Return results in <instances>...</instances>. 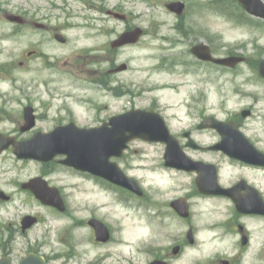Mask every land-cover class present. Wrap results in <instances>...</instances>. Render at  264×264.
I'll return each instance as SVG.
<instances>
[{
  "label": "rangeland",
  "instance_id": "rangeland-1",
  "mask_svg": "<svg viewBox=\"0 0 264 264\" xmlns=\"http://www.w3.org/2000/svg\"><path fill=\"white\" fill-rule=\"evenodd\" d=\"M175 1L186 4L182 16L167 8ZM22 12L31 24L23 21L19 27V21L8 19L16 15L22 21ZM110 12L116 19L108 16ZM33 24H44L47 29ZM139 27L147 33L138 45L120 50L111 47L112 41ZM57 33L66 37L65 44L55 40ZM201 43L209 44L217 57L244 55L249 64L222 68L201 62L191 52ZM30 52L34 56L28 57ZM262 61L264 19L248 14L236 0H0V133H12L20 142L33 135L20 131L27 105L36 107L41 131L50 128L52 119L72 118L86 126L128 108L154 107L162 109L178 131L211 115L239 119L247 135L264 149ZM122 65L129 70L109 73L113 66ZM247 109L253 115L244 119L241 114ZM191 113L197 118L194 122ZM199 140L218 141L213 133ZM162 152L160 146L137 141L122 162L129 175L144 179L148 194L153 195L152 207L138 206L137 210L127 206L128 202L138 205L129 194L110 191L114 199L105 197L96 193L95 185L59 169L49 179L63 188L66 216L43 206L21 188L41 175V163L20 161L12 148L1 152L0 191L12 199L6 203L0 198V256L11 252L14 259H20L36 250L49 255L53 264H76V244L85 242L86 235L91 237L80 233L77 222L92 216L112 225L121 243L148 237L151 225L142 215L153 220V207L172 200L171 187L181 190L183 184L187 187L177 196L192 195L194 220L210 230L206 252L224 251L215 260L233 254L228 248L236 245L238 233L224 236L215 224L236 218L234 205L197 197L189 187L192 178L172 176L160 168ZM241 174L236 168L224 167L223 175L230 182ZM250 175L264 189V172ZM119 199L123 206L116 204ZM26 215L40 221L24 235L20 224ZM235 222L247 227L255 251L264 257V218L239 217ZM88 249L91 258L103 254L91 246ZM125 251L123 246H113L110 259Z\"/></svg>",
  "mask_w": 264,
  "mask_h": 264
},
{
  "label": "flooded vegetation",
  "instance_id": "flooded-vegetation-1",
  "mask_svg": "<svg viewBox=\"0 0 264 264\" xmlns=\"http://www.w3.org/2000/svg\"><path fill=\"white\" fill-rule=\"evenodd\" d=\"M21 14L25 19L22 20L23 24V21H27V23L30 24L32 23L30 22V20L26 19L27 15L25 13L22 12ZM108 16L113 18L114 14L110 12L108 13ZM20 26H22V24H20ZM45 28L47 29V27ZM146 32L147 31H145V33ZM157 110L165 114L162 109L157 108ZM112 116H114V114L107 117L106 119H101L100 117L99 120L88 127H100ZM235 120L237 122V127L246 134L241 120ZM50 122L53 123L54 127H57L67 125L70 122H74V119L70 118L69 120H66L64 118H58L52 119ZM168 128L171 133H173L179 140L182 149L191 159L197 162H202L206 165H213L215 167V171H207L206 175L208 178H212V173L216 172L217 183L222 188L227 190L237 188L235 191V195H238L246 202L255 201L257 199L264 201V189L258 186L253 181L250 175L252 172H264V149L259 146L258 141L253 140L252 137H249L246 134L251 142L255 145V147L263 154L260 155L258 159L261 164H249L241 160L231 158L221 150H217L216 147H218L220 143V136L217 133L215 134L218 141L208 144L201 142L199 138L204 136V134L210 133V131H200L199 125L194 124L188 126V128H186L185 130L180 131L169 124ZM190 139L194 141L191 143V145H189V142L191 141ZM160 147L164 154L166 145L160 144ZM125 156L126 153L124 154L123 158ZM160 162L161 169L172 172L171 174L173 176L178 175L179 177L183 178H192V183L189 184V187L195 190V194H198L197 197L219 202L220 200H226L233 204L232 199L227 196L202 194L198 190L196 185L198 172L167 167L164 164L163 158L160 159ZM42 165L43 170L40 176L46 179H49V177L56 173L57 170L64 169L68 172L73 173L77 177L90 179L91 181L100 183L101 185L106 186L111 192L118 193L119 190L122 191V193L125 192L129 194L133 199L136 198L138 200V205L130 202H128L127 204L128 207L134 210H137L138 206L140 208L152 207L151 205L154 203V200L151 198L153 197V195L148 194V189L146 187L144 179L142 178L137 179L138 185L140 187V194H135L127 189H121L99 177L87 175L85 173L75 171L71 168L64 167L58 161ZM225 166L236 168L242 174L236 178H232L234 179V181L230 182V180H227L223 175ZM177 179L178 178L173 181L175 182L177 181ZM48 181L52 184V181L50 179ZM182 186L184 187H182L181 190H184L187 187L184 184ZM171 189L174 192L175 197L172 200L167 201L164 206L158 204L157 207H153V209L155 210V214L153 217L154 223L153 220L148 217L150 219V224L152 225V230L149 231L148 237L140 236L139 238H134L133 241L126 240L124 241V243H121L122 239H118L117 237H115L112 225L110 226L109 223L100 218V220H102L104 223L106 222L107 227L109 228V237L106 240H98L96 237L95 229L90 225V220L93 218L99 219V217L92 216L89 219L77 222V226H79L80 228H78L80 233H89L91 237L86 235L85 242H83L82 239V242H78L76 244V247H79V249L75 254V263L110 264V262L114 261V264H215L216 262H219V264H264V257H262L261 253L255 251V248L253 246V237L249 233L247 227L244 224L235 222V220H238L239 217L264 218V216L255 214H240L236 211V208L234 206V211L238 216H236V218H233L232 221L219 222L215 225L219 229L224 230V236L231 237L238 233L239 239L236 242V245H234L233 247L232 245H230V247L228 248L229 253L232 249L233 254L226 255L227 257L215 260L214 258L222 255L224 251H219V253L217 254L210 255L204 249V246L209 244V239L206 238L207 234H209V231L207 230V228L201 227L203 224L202 222L194 220L195 211L191 203L192 195L185 194L181 197H178L177 194L181 190H179L175 185H173ZM256 191L258 192L256 193ZM179 198L185 199V202L189 205L188 212L185 217L181 216L177 212V208L173 205L174 201L178 200ZM253 203L255 205V202ZM254 205H250V208L255 209ZM64 214L66 215L67 212H65ZM89 246H91L95 250H100L103 253L101 257L91 258L88 252ZM113 246H123L126 251L121 257H116L114 260H111L110 258L112 256L109 254V250H111ZM263 249L264 246L262 247L261 251ZM11 256L14 259V256L12 254ZM44 257L47 259L49 264H53L49 255L44 254Z\"/></svg>",
  "mask_w": 264,
  "mask_h": 264
},
{
  "label": "water",
  "instance_id": "water-1",
  "mask_svg": "<svg viewBox=\"0 0 264 264\" xmlns=\"http://www.w3.org/2000/svg\"><path fill=\"white\" fill-rule=\"evenodd\" d=\"M245 7L254 15L264 18V4L260 0H240ZM169 8L178 14L183 12V4L175 3ZM141 34L140 30L127 33L115 44L125 45L135 43ZM60 41H64L61 36H58ZM114 45V46H115ZM202 60H212L215 63L235 67L242 59L232 58L227 60H215L211 57L208 47L198 46L192 50ZM262 75L264 76V64L262 65ZM27 122L30 121L31 114L26 113ZM32 119V118H31ZM213 121V120H212ZM204 125L219 127L224 140L220 146L225 152L233 157L240 158L247 162H253L252 154L246 153L240 149L239 143L247 140L243 135L236 130L233 124L211 122L209 119ZM102 129L86 130L76 128L73 124L69 127L58 128L49 135L36 134L32 140L27 143L15 145V154L18 158H31L40 161H50L58 155H66L67 159L64 164L72 166L76 169L90 172L95 175L105 177L116 183L124 184L130 190H137V185L132 179H128L120 169L113 163H110L112 157H120L127 144L134 139L141 138L149 142H165L168 144L167 160H174L175 165L182 169H197V164L187 159L177 144L175 138L169 134L163 119L154 113L145 111H133L119 118L112 120ZM31 128L29 125L23 130ZM12 140L0 136V151L8 149ZM248 143V142H247ZM172 156L170 157V153ZM171 165V164H169ZM199 186L208 192L209 187H205L199 178ZM23 188L31 190L37 199L43 204L54 206L61 211L64 209L61 196L56 189H51L46 182L41 178H36L29 183L23 185ZM227 192V191H226ZM0 198L9 200L3 192H0ZM181 203L175 202L173 205L178 209L180 214L185 215L186 211L181 210ZM237 205L240 208L246 206L244 199L237 200ZM37 222V219L27 216L23 219V229L32 227ZM98 226L102 228L100 222ZM98 230V229H97ZM98 232H102L98 230ZM0 264H10L7 259L0 261ZM22 264H46L45 260L40 256L31 254Z\"/></svg>",
  "mask_w": 264,
  "mask_h": 264
},
{
  "label": "bare ground",
  "instance_id": "bare-ground-1",
  "mask_svg": "<svg viewBox=\"0 0 264 264\" xmlns=\"http://www.w3.org/2000/svg\"><path fill=\"white\" fill-rule=\"evenodd\" d=\"M96 193L97 194H103V195H105V197H107L106 193L104 191L98 189V188H96Z\"/></svg>",
  "mask_w": 264,
  "mask_h": 264
}]
</instances>
